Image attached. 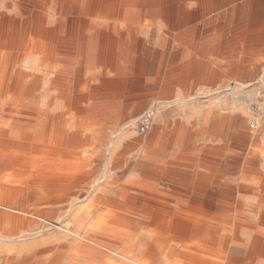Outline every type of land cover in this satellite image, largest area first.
<instances>
[{
	"label": "rangeland",
	"instance_id": "374dc122",
	"mask_svg": "<svg viewBox=\"0 0 264 264\" xmlns=\"http://www.w3.org/2000/svg\"><path fill=\"white\" fill-rule=\"evenodd\" d=\"M225 1L228 0H210V4L205 7L218 9L217 11L209 12L204 7V12H200L203 17L185 28L172 31L173 36L160 25L150 38L149 28L146 27L148 29L143 33L146 54L142 56V60H145L148 66L153 60L150 51L156 50L164 67L161 82L157 85L152 84L155 75L147 72V75L143 76V100L138 95V84L128 86L116 82L111 89L101 83L97 84L99 81L89 83L90 88L85 90V99L79 107L81 110L71 109L65 123H62L68 133L81 137L80 139L84 140L82 143H66L62 147V143L54 136V129L60 125L58 122L62 121L57 116L52 118V135L47 143L37 139L26 140L19 132L20 128L27 130V126L16 116L9 117L6 121L0 120V130L4 131L0 133V149L33 153L27 156L29 168L33 166L35 159H42L40 166L43 167L60 163L77 168L80 163L85 164L84 169L78 173L69 174L74 175V179L53 181V184L59 182V185L68 186L66 196L53 198L56 202H61L57 208L46 209L43 214L39 207L32 209V215L18 213L42 221V224L29 225L31 232L19 229L22 234L16 240L0 236V264H20V256L28 251L34 255L27 264H124V257L112 252L105 256L92 252L87 258L75 256L80 250V245L85 242L83 228L92 224V221L86 218V209L94 196L110 200L126 197L132 202L136 200L141 203L148 198L166 199L175 208L182 207L186 211L191 208L193 201L205 203L202 204L204 207L206 203L214 202L223 210L225 208L220 206L219 202L222 188L234 189L228 196L229 199L235 200L233 212H224L225 224L212 219L207 221L219 223L217 232L221 245V236L231 233L233 237L238 233L235 227L238 219H242L243 215L256 217L250 214V208L256 204L258 198L255 194L260 193V190L251 182L254 184L264 179V28L243 29L242 52L233 51L235 45L232 42L237 31L226 26L229 22L220 14L224 9L249 6L252 12L247 22L252 28H258L256 26L264 24L260 21L264 19V0H249V3H246L248 0H236L234 3L224 4ZM199 7L202 6H193L192 10H202ZM226 46L232 49H226ZM63 51L67 55L68 50ZM57 55L49 59L51 65L56 62ZM138 55L130 57L134 59ZM231 56H234V59ZM233 60L238 64L243 62L241 76L230 69ZM184 62L191 63L196 75L168 87L165 81L173 69ZM44 73L42 71V74ZM216 73L222 74L223 77L214 83L211 79ZM48 78L49 76L45 75V82ZM98 79L102 80L103 77L99 76L96 80ZM46 84L44 87L50 88ZM154 86L158 87L159 91L156 97L150 99L148 88ZM98 88L107 91L112 98L105 110H96L93 113L88 105L92 102L90 96L95 94ZM73 89L75 88H72V91ZM216 94L219 96L214 98L213 95ZM47 98L44 93L42 99ZM212 102H216L219 115H211L206 121L205 115L211 111ZM143 103L144 107L140 106ZM53 110H56L55 107L52 112ZM204 129V133L200 134ZM21 145L25 147H20ZM37 145L45 146L46 152L62 151L68 156L52 154L42 158L38 150L34 149ZM14 158L22 160L26 157L21 153ZM237 161L239 163L236 167L232 163ZM122 189L124 193H120ZM25 191L26 194L31 192L27 187ZM1 209L17 214L4 206ZM133 225H136L135 229L142 230L138 223ZM2 226L11 228L12 224L5 220ZM239 235L242 238L250 237L243 229ZM139 236L141 235L136 238ZM218 245L211 246L218 248ZM232 245L228 247L227 255V262L230 264H264L261 257L249 262L244 252ZM145 247L144 240L143 249ZM14 255L18 259H15ZM140 257L137 254L136 259Z\"/></svg>",
	"mask_w": 264,
	"mask_h": 264
},
{
	"label": "bare ground",
	"instance_id": "6f19581e",
	"mask_svg": "<svg viewBox=\"0 0 264 264\" xmlns=\"http://www.w3.org/2000/svg\"><path fill=\"white\" fill-rule=\"evenodd\" d=\"M63 1L68 7L70 5L73 6L75 10L80 11L84 15H88L90 17H95L106 21L108 20L117 21V23L129 21V20L130 21L136 20L137 17L139 18L140 15V12L138 11L140 7L155 2V0H63ZM238 15L239 14H237V16ZM35 33L36 36L33 39L32 47L34 52L37 53L38 56L37 59L38 66L36 68H38L39 70H42L43 67H47V69L56 68L57 69L56 71H59V69L62 68V66H58V65L50 66L51 64H48L50 57L48 55L49 52L47 48L48 46L51 45L46 44L48 38L47 29H45L42 26H39L36 29ZM101 47L102 49L105 47L107 48V45L103 43ZM85 50L86 49L84 48L81 51L82 53L80 54V57L77 60L78 75L76 77V85L73 91L72 88L68 85L64 86L63 84L58 85L56 83L48 89L42 88L40 84L41 81L39 78L40 76L39 77L34 76L33 80L30 81L28 84H25L27 82L26 81L27 79L22 80L23 77L21 76V79L18 81V85L13 91V96H15V98L13 96L8 95L7 91L4 88L5 84L3 87L0 86L1 87L0 117H2L1 119L6 121L9 117L14 118L16 116L17 119H20V121L23 122V124H26L27 126V130H21L20 128V132H19L22 136H25L26 140L28 139V141L29 140L34 141L37 139L43 143H47L50 141V135H52L51 126H50L51 123H53L52 118H55L57 116L62 121H59L58 123H60V125L56 126V129H54L55 131L54 136L56 139L59 140V143H62V147L66 143L75 144V145L82 143L84 140H81L80 139L81 137H78L75 133L73 134L68 133V129L65 126L63 127L62 123H65L66 117H68V114L71 112L70 111L71 109L80 107L81 101L85 99V95H86L84 93L85 90L90 88L89 81L85 80L84 77L82 78V73H83L82 71L90 70L96 67L95 66L96 61H95V56L92 55L90 52V45L88 46V51H87L88 53H86ZM109 59L110 57L107 55V53L104 52V50H101L97 62H99L98 64L106 65V62H108ZM44 93L48 97L47 100L42 99V95ZM93 102L91 105H93ZM15 105H22L24 110L28 112H25V114L23 115L21 112L17 111L19 109L14 107ZM52 107H55L56 109L54 113L51 112ZM80 110L81 108L78 109V111ZM0 133H4V131L0 130ZM20 147H25V146L21 145ZM44 148L45 146L44 147L38 145L34 146V149L36 151L38 150L42 158L43 157L46 158L48 155H52V154L53 155L60 154L63 156L67 154L65 152L62 153V151H60L59 153H52L51 151L46 152ZM20 153L23 152L14 153L13 156L16 157L17 155H21ZM74 153L72 154L74 155ZM22 155L25 156L26 158L19 160L12 157V158H8L6 161L0 162V236H5L6 238L12 240H16L22 234V232L21 234L19 233L20 231L19 229L22 230L26 229V231L31 232L32 230L28 227L29 225L34 224L37 226L42 224V221H36L22 214L20 215L18 213L32 215L31 212L32 209L39 207L42 209L41 214H43L44 212H46L45 211L46 209L50 210V208L52 209L57 208L61 202H56L55 200H53V198L59 195L66 196L67 195L66 193L68 192V186L61 184L59 185L58 184L59 182L57 184H53V181L60 179L62 180L74 179L73 177L74 175L71 176L69 174L78 173L79 171L84 169V165H85L84 163L82 164L80 163L77 168H73V167H67L59 163L52 165V167L50 166L43 167L40 166L41 163L40 161L42 159H40V161L38 159L37 160L35 159L34 161L35 163L31 168H29L28 167L29 161L27 160L28 153L26 152L25 154ZM82 161L80 160V162ZM238 163L239 162L237 161L236 163H232V164L236 166L238 165ZM256 171L258 172V170ZM251 183L256 189L260 190V193L256 192L255 194L258 198L256 204L254 206L252 205L250 208V214H253L256 217L250 218L248 217L249 215H243L242 219H238V221H236L235 223L236 231L238 233H236L233 237H231V233H229L228 235L221 236L222 239L221 242H223V245H221L222 243L220 244L219 242L220 236L217 231L219 228V223L222 222L221 224H225L223 217L224 212L227 211L230 213L233 212L232 210L234 208L235 200L229 199L228 196L230 195L229 193L231 191H234V189L222 188L221 190V197L219 199V202L221 204L220 206H222L225 209L220 210V208H218V206H216L214 202H208L206 203L207 205L204 207V205L202 204L205 203L201 201H193L191 208L188 209V211H191V213L182 209V207L175 208L172 205V203L166 199H162V200L149 199L147 197L148 200L141 203V202H137L136 200L135 202L134 201L132 202L128 200L126 197L121 200L120 199L110 200V199H106L105 197L103 198L100 196L99 197L94 196V198L91 201V204L86 209L87 211L86 218H88V221L91 220L92 224H90L86 228H83L85 229L84 234L86 235L84 236L85 242L83 243L81 242L82 245H80V250L78 253H76L77 255L75 256L77 258H87L89 253L92 252L95 254L96 253L101 254L102 256H105L107 253L112 252V253H118L119 255L123 256L126 261L124 264H230L229 262H227L228 247L231 244H233L232 245L233 247L244 252L249 262H252L259 257L264 259V179L261 182H256L254 184L253 182ZM26 187L30 188L31 190V192H29L28 194H26L25 191ZM201 192L203 191H200V193ZM120 193H124V189H122ZM2 206H4L5 209L9 211L17 212V214L4 212L1 209ZM6 215H8L9 217L8 216L6 217ZM208 219H212L213 221L219 223L210 222L211 223L210 224L207 222ZM3 220L4 221L6 220V222L11 223L12 224L11 228L3 227L2 226V224L4 223ZM134 223H138V225L142 227V230L135 229L134 226L136 225H133ZM241 229L249 233L250 237L242 238L239 235ZM142 231L144 233H142ZM138 235L141 236L136 238V236ZM64 236L65 235H63V237ZM57 240L55 242H57ZM144 240L146 241V247L143 249ZM213 244L215 245L217 244L218 248H214V246H211ZM137 254L141 256L139 259H136ZM33 255H34L33 253H30L28 251L24 255L20 256L21 260L19 261V263L20 264L29 263ZM14 258L18 259V257H16L15 255Z\"/></svg>",
	"mask_w": 264,
	"mask_h": 264
},
{
	"label": "crops",
	"instance_id": "0c3cea01",
	"mask_svg": "<svg viewBox=\"0 0 264 264\" xmlns=\"http://www.w3.org/2000/svg\"><path fill=\"white\" fill-rule=\"evenodd\" d=\"M234 2H236V0H228L225 1L224 4H231ZM249 2L250 1L248 0L246 3ZM209 4L210 0H155L154 3L146 4L139 8L138 11L140 12V15L136 20L117 23V21H106L84 15L80 11L75 10L73 6L70 5L68 7L63 0H0V86L3 87L5 84L4 88L8 95L13 96V91L18 85L21 76L23 77L22 80L27 79L25 84L32 81L34 76H40L39 78L41 80L40 84L42 88H45V83H47L46 85L49 87H52V85L56 83L58 85L63 84L64 86L68 85L71 88H74L76 85V77L78 75L77 60L84 48L86 49V53H88V46L90 45V52L95 56L96 67L90 69L91 71L83 70L82 78L84 77L89 83L93 81L97 83L99 81L97 84L101 83L104 87H110L111 89L115 86L116 82H122L127 85L138 84V90L140 89L138 95L141 97V92L144 90L143 76L145 77L147 72L150 75H155L152 84L157 85L161 82L160 77L162 74V68L164 67L161 63L162 58L156 50L150 51L153 60H151V63L148 64V66L147 62L142 60V56L146 54L144 53V30L149 28L148 30L151 38L155 34V31L160 28V25H162L166 28L169 35L173 36L172 31L185 28L196 19H199V17H203V14L200 12L203 11L205 5ZM193 6H202L199 7L200 9L202 8V10H192ZM205 8L209 12L218 10L211 7ZM251 12L252 8L246 6L224 9L220 14L224 20L229 22L226 26L237 31L232 42L235 45L233 51L242 52L243 29L264 28V24L256 26L258 28H252V25L247 22L249 21ZM237 14L239 15L237 16ZM260 21L264 22V19H261ZM39 26L44 27L48 31L46 44L51 45L47 48L50 57L49 59L51 60L53 56L58 54L56 62L53 65L62 66L59 71H56V68L47 69V67H43L42 70L36 68L38 56L37 53L34 52L32 45L33 39L36 36L35 31ZM103 43L107 45V48L105 47L102 49L101 46ZM226 49L232 48L226 46ZM63 50H68L67 55ZM101 50H104V52L110 57V62H106V65H101L97 62ZM137 54H139L137 58L132 59L130 57L131 55L135 56ZM231 58L234 59V56H231ZM242 63L238 64L233 60L230 64V69L234 70L236 75L238 74L241 76L243 71ZM48 64L51 63L49 62ZM192 67L193 66L189 62H184L181 65H178L175 70L173 69L174 71L165 81L167 83L166 85L169 87V85L176 82H183L191 78V76H195L196 74H194V68ZM42 71L45 73L42 74ZM45 75L50 76L47 82H45ZM111 75H114L115 77L111 78ZM99 76L103 77V79L96 80ZM222 77V74L216 73L211 80L215 83ZM154 87L148 88L150 99L156 97L158 94V87ZM213 96L216 98L219 94ZM13 97L15 98V96ZM111 98L112 97L107 91L98 88V91L90 96V100L94 102L93 105H91L92 102H90L88 108H91L93 113H95L96 110L103 111V109H106L105 107ZM140 106L144 107V103ZM14 107L19 109L17 111L21 112L23 115L25 112H28L24 110L22 105H15ZM217 108L216 102H212L211 111L205 115L206 121L211 115H219L217 113ZM1 118L2 117H0V120L4 121ZM204 131L205 129L201 131L200 134H203ZM22 152V154H25L27 151ZM14 153L18 152L10 151L6 148L0 149V162L14 157ZM27 153L28 156L33 155V153ZM155 154H157L156 150ZM224 169L226 170V166H224Z\"/></svg>",
	"mask_w": 264,
	"mask_h": 264
}]
</instances>
